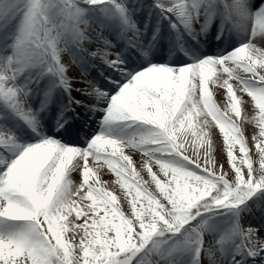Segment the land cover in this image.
<instances>
[{"label": "snow or ice", "instance_id": "snow-or-ice-1", "mask_svg": "<svg viewBox=\"0 0 264 264\" xmlns=\"http://www.w3.org/2000/svg\"><path fill=\"white\" fill-rule=\"evenodd\" d=\"M0 264H264V0H0Z\"/></svg>", "mask_w": 264, "mask_h": 264}]
</instances>
